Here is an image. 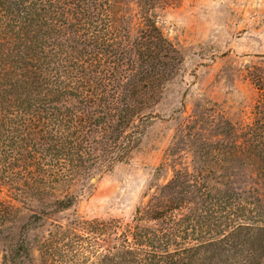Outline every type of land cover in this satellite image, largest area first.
I'll return each instance as SVG.
<instances>
[{
    "label": "trees",
    "instance_id": "obj_1",
    "mask_svg": "<svg viewBox=\"0 0 264 264\" xmlns=\"http://www.w3.org/2000/svg\"><path fill=\"white\" fill-rule=\"evenodd\" d=\"M168 1L0 0V193L36 200L42 208L34 216L44 219V207L62 211L76 201L69 194L45 201L59 188L127 160L183 62L153 15ZM253 74L264 96V68ZM258 106L261 117L251 125L218 120L213 137L193 148L203 167L177 172L163 188L167 195L138 210L132 224L59 225L43 242L41 261L65 264L56 259L69 254L61 245L79 242L83 231L97 246L108 243L97 264H264ZM12 200L0 196V240L10 239L20 216ZM184 207L190 213H178ZM33 261L24 235L0 264Z\"/></svg>",
    "mask_w": 264,
    "mask_h": 264
},
{
    "label": "rangeland",
    "instance_id": "obj_2",
    "mask_svg": "<svg viewBox=\"0 0 264 264\" xmlns=\"http://www.w3.org/2000/svg\"><path fill=\"white\" fill-rule=\"evenodd\" d=\"M153 15L183 56L178 74L154 108L158 117L142 123L141 142L126 161L100 176L62 186L45 200L75 195L69 209L44 207L48 216L38 219L34 215L42 206L36 200L24 204L21 198L12 200L6 190L0 193L20 208L10 239L0 240V262L24 235L31 244L33 264H44L43 242L58 234L59 225L93 220L132 224L138 210L167 195L163 188L177 172L192 175L194 168L203 167L204 159L197 160L193 148L201 139L213 137L218 120L228 119L241 128L261 117L258 105H264V96L253 72L264 68V0H169ZM178 213L190 210L184 207ZM77 233L80 241L66 238L61 247L69 254L58 256L57 263L97 264L108 243L97 246L89 234Z\"/></svg>",
    "mask_w": 264,
    "mask_h": 264
}]
</instances>
